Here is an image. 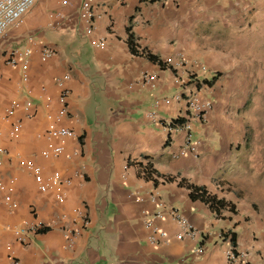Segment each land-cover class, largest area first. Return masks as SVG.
Segmentation results:
<instances>
[{
    "label": "crops",
    "instance_id": "0c3cea01",
    "mask_svg": "<svg viewBox=\"0 0 264 264\" xmlns=\"http://www.w3.org/2000/svg\"><path fill=\"white\" fill-rule=\"evenodd\" d=\"M54 1L35 0L22 23L0 38V185L15 203L9 211L0 194V264H9L10 257L19 264H226L229 247L235 264H264V213L226 185L235 148L247 142L230 105L238 89L228 81L236 76L226 70L238 66L236 45L262 16L264 0H94L91 36L83 34L73 8L63 10L68 19L49 20ZM96 38L103 48L91 45ZM43 47L55 55L43 59ZM25 50L24 60L6 63L12 52ZM178 56L184 67L165 64ZM142 74L155 76L153 86L142 83ZM175 75L204 82L199 97L212 102L204 124H189L194 155L180 154L184 130L169 134L158 125L187 112V95L176 97ZM55 80L68 93L66 114L56 125L72 131L70 139L44 136L46 116L60 107ZM10 103L18 108L5 120ZM15 122L21 128L12 137ZM57 144L63 148L58 157H40ZM17 157L32 160L44 180L54 171L68 180L60 188L62 202L54 188L39 192L32 174L16 167ZM191 187L222 206L211 210L190 197ZM168 210L195 228L198 239L177 240L180 228ZM156 212L163 217L153 218ZM147 221L164 232L166 242L155 235L148 242ZM25 223L45 228L27 234L21 244L15 230ZM62 227L77 232L69 245ZM199 247L203 252L196 254Z\"/></svg>",
    "mask_w": 264,
    "mask_h": 264
},
{
    "label": "built area",
    "instance_id": "2783aa9c",
    "mask_svg": "<svg viewBox=\"0 0 264 264\" xmlns=\"http://www.w3.org/2000/svg\"><path fill=\"white\" fill-rule=\"evenodd\" d=\"M162 2H167L168 0H161ZM94 0H76L74 3L72 0H55L52 4L53 8L47 13V17L49 20H56L57 22H61L64 19H68V16L64 13L65 8H73L74 14L76 16V20L82 24V32L85 36H91L93 33L92 21L94 14L92 12V4ZM35 0H0V38L5 34L6 30L10 27H18L22 23V19L24 15L33 7ZM91 45L95 48H103L104 42L102 39L96 38L91 41ZM27 55V51L23 52H12L10 57L7 59V64L10 66L15 65V58L25 59ZM55 54L52 50L43 47L40 51V56L43 59H48L53 57ZM185 60H183L182 56H178L175 60H166L165 64H171L175 70L178 68L184 67ZM188 64L192 67L196 68V71L200 73L205 72V67L201 64H198L196 61H190ZM24 65V64H23ZM24 68V66H23ZM24 70V69H23ZM187 74H190V78H196L195 73L190 71H186ZM68 76L65 75L62 79H67ZM175 82L179 86V93L177 94V98L181 95L186 96V114L181 116H176L175 118L162 121L158 125L163 127L168 131L169 134L176 132L178 130H184L185 142L184 146L181 148L180 154L184 153H192L194 155L195 151L192 146H190V135L188 133L189 124L190 123H199L204 124L207 119V114L212 109V102L209 98H201L199 97V91L205 90L206 84L204 82L193 80V82H189L188 79H185L175 75ZM142 83L153 86V82L155 81L154 75L142 74L141 76ZM27 77L25 74L21 76V82H26ZM56 86L59 88V93L57 95V102L60 107L57 110L55 115L48 114L46 116L47 126L44 132V136L46 140H62V139H70L73 138V132L64 127H59L56 125V122L66 114V106L65 100L67 98V90L61 89V80H55ZM191 85L194 89V92H191L187 87ZM30 94L29 92H27ZM180 98V97H179ZM30 104L25 103L22 106L23 110H27ZM18 108V104L10 103L7 108L4 110L3 118L7 120L10 118L15 109ZM21 125L19 122L12 123L9 128V135L12 137H16L20 132ZM62 146L56 145L49 148V150H43L40 152V157L44 160L48 158H56L62 153ZM4 151L0 149V155L3 154ZM16 167L20 170L29 171L32 174L34 183L39 192L44 193L51 188H54L56 191L55 199L57 202H62L64 198V193L61 192V187L69 185L68 180H62L57 171H54L50 174V176L44 180L41 169L34 162L27 158L17 157L15 160ZM0 194L2 195V202L6 206V208L10 211L15 207V203L11 200L10 194L7 192L6 188L0 185ZM77 216H80L78 212H75ZM169 217L178 225L180 228V233L175 236L177 240H181L183 237L189 238L191 240L198 239L199 232L192 228L187 224L186 220L175 210L167 211ZM163 217V213L156 212L153 215V218L160 219ZM80 222L82 226L87 225V220L85 217H80ZM147 228L151 230V236L148 237V242L153 244L155 242V236L161 240V242H166V236L164 232L155 226L151 225L150 221L145 222ZM45 227L41 224H23L20 228L15 230L16 242L23 243L25 236L27 234H32L36 232H40ZM61 231L64 233L65 240L67 245H69L73 239V236L77 234V232L69 230L65 227L61 228ZM203 249L201 247L196 249V254H201ZM9 264H19L14 258L10 257ZM237 260V256L235 255L234 248L229 247L225 252V262L226 264H235ZM180 263V262H179Z\"/></svg>",
    "mask_w": 264,
    "mask_h": 264
},
{
    "label": "rangeland",
    "instance_id": "374dc122",
    "mask_svg": "<svg viewBox=\"0 0 264 264\" xmlns=\"http://www.w3.org/2000/svg\"><path fill=\"white\" fill-rule=\"evenodd\" d=\"M261 15L244 34V42L236 45L238 66L226 70L236 76L228 81L238 89L230 105L235 118L242 121L247 139L235 148V162L226 185L264 213V12ZM235 71L241 73L235 75Z\"/></svg>",
    "mask_w": 264,
    "mask_h": 264
},
{
    "label": "trees",
    "instance_id": "16d2710c",
    "mask_svg": "<svg viewBox=\"0 0 264 264\" xmlns=\"http://www.w3.org/2000/svg\"><path fill=\"white\" fill-rule=\"evenodd\" d=\"M128 46L129 48L131 49L133 44H132V41L130 40V38H128ZM140 55L144 58H146L147 60L149 61H152V62H155V60L148 54H144V53H140ZM218 76V75H216ZM215 76V77H216ZM214 80V78L212 79V81ZM211 82H209L208 84L210 85ZM190 189V197H198L199 199H201L205 204L208 205V207L211 209V210H214V211H217L221 206H222V203L218 200H215L211 197H208V196H205V198H203L204 196V192L197 188H189Z\"/></svg>",
    "mask_w": 264,
    "mask_h": 264
}]
</instances>
